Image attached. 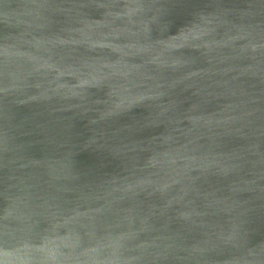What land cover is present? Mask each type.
<instances>
[{
    "label": "water",
    "instance_id": "water-1",
    "mask_svg": "<svg viewBox=\"0 0 264 264\" xmlns=\"http://www.w3.org/2000/svg\"><path fill=\"white\" fill-rule=\"evenodd\" d=\"M0 264H264V0H0Z\"/></svg>",
    "mask_w": 264,
    "mask_h": 264
}]
</instances>
